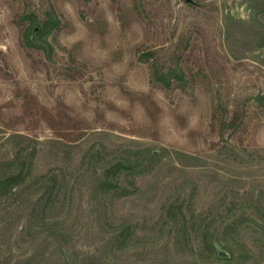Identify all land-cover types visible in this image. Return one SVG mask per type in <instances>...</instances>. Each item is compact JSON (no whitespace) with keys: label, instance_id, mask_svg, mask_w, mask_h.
Wrapping results in <instances>:
<instances>
[{"label":"rangeland","instance_id":"obj_1","mask_svg":"<svg viewBox=\"0 0 264 264\" xmlns=\"http://www.w3.org/2000/svg\"><path fill=\"white\" fill-rule=\"evenodd\" d=\"M23 163L0 264H264V0H0Z\"/></svg>","mask_w":264,"mask_h":264},{"label":"trees","instance_id":"obj_2","mask_svg":"<svg viewBox=\"0 0 264 264\" xmlns=\"http://www.w3.org/2000/svg\"><path fill=\"white\" fill-rule=\"evenodd\" d=\"M28 39V38H27ZM156 74V73H155ZM26 169V164L23 163L18 169L12 170L10 173H5L0 175V198L8 196L10 193H13V190L18 186L22 185L27 176L29 175V168ZM103 187L106 189H116L117 185H113L112 182L106 180L103 183ZM123 192L121 195H125ZM224 262H229L230 258H221Z\"/></svg>","mask_w":264,"mask_h":264},{"label":"water","instance_id":"obj_3","mask_svg":"<svg viewBox=\"0 0 264 264\" xmlns=\"http://www.w3.org/2000/svg\"><path fill=\"white\" fill-rule=\"evenodd\" d=\"M188 1L190 2V0H188ZM219 255H220L221 257H228V254L225 253V252H220Z\"/></svg>","mask_w":264,"mask_h":264}]
</instances>
